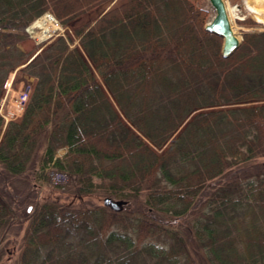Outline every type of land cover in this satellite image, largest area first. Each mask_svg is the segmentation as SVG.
<instances>
[{"label":"trees","instance_id":"16d2710c","mask_svg":"<svg viewBox=\"0 0 264 264\" xmlns=\"http://www.w3.org/2000/svg\"><path fill=\"white\" fill-rule=\"evenodd\" d=\"M107 2L0 0V99L29 56L20 33L46 12L67 26ZM208 18L196 0H127L76 31L150 144L68 38L24 68L36 83L0 143V237L16 212L29 217L41 162L76 185L27 221L18 264H264V103L203 111L264 102V31L245 33L226 59ZM97 196L123 210L83 204Z\"/></svg>","mask_w":264,"mask_h":264},{"label":"rangeland","instance_id":"374dc122","mask_svg":"<svg viewBox=\"0 0 264 264\" xmlns=\"http://www.w3.org/2000/svg\"><path fill=\"white\" fill-rule=\"evenodd\" d=\"M127 0H111V2H107L106 4L96 8L95 10L81 16L78 18V20H74L67 26H64V32L61 35L62 37H66L69 39V41L72 43V47L76 48L79 50L84 59L89 63L90 68L95 78L99 81L102 87H104V91L107 93V95L110 97L111 102L113 103L116 111L120 115L123 121H125V124L128 125L129 127H132L128 122H126L125 118L123 117L122 110L118 108V106L115 104L113 99L111 98L110 94L107 91V88L105 84L102 82V79L98 72L94 69L93 65L89 61L85 50L82 46L83 43H81V39L77 36V30H79L82 27H85L89 24L95 23L100 17H102L105 13H109L113 9L121 6L124 4ZM226 4L227 12H228V17L229 21L231 24V28L233 29V32L235 36L238 38V40L243 39V35L245 33H251V32H263L264 31V24L258 22V19L256 18V15L252 13L250 8L246 5V0H223ZM196 3L198 6H201L202 8L206 9L209 12V18L208 22H210L213 18H215V10L212 8L209 0H196ZM38 20V19H37ZM36 20V21H37ZM252 21V23H247ZM35 21V22H36ZM34 22V23H35ZM34 23L31 24V26L34 25ZM29 26L28 28H30ZM28 28H26L21 35H23V39L15 40L16 43L20 46L21 49H23L29 56L21 66L16 68L14 71L11 72L9 75L8 79L11 81V87L9 90H6L5 94H3V98L7 100V102L10 101L12 98V95H19L17 94L19 90L22 88H26V86H31V89L33 90V87L36 83V79L27 75V73L24 72V68L31 63V61L36 58L42 51L40 47L37 46V38L39 36L34 37L33 39L29 38L28 35ZM61 38V37H60ZM52 43H55L56 40H52ZM243 41V40H242ZM51 45V41L49 42ZM48 45V46H49ZM47 46V47H48ZM45 49V48H44ZM14 96V97H15ZM264 102H253V103H247V104H241V105H230V106H222V107H214V108H208V109H203V111H210V110H219V109H225L228 107H251L255 105L262 104ZM1 109V108H0ZM4 112L6 110L3 109ZM201 111V112H203ZM198 112H194L187 120L186 122H189ZM21 121V120H20ZM18 121V123L20 122ZM186 122L181 126V128L176 132V135H174L169 143L165 145L162 149H157L154 146H152L153 149L157 151V154H162L172 143V141L183 131L184 127L188 124ZM7 127L3 126L0 131V143L3 139V136L6 132ZM145 141V140H144ZM149 143V142H148ZM150 144V143H149ZM67 154V149L62 148L61 150L57 151L56 157L57 158H63ZM43 163L41 162V166ZM45 171V170H43ZM58 171V170H57ZM67 175L66 173H63ZM44 178L41 181H37L36 183L39 184L38 188V194L37 198L35 199L36 202H34V205H31L27 203V206L29 207V217L27 219L21 218L18 214L15 213L13 220L10 222L9 226L7 227L6 231L3 233V235L0 237V253L2 254V251H4L2 260L0 264H18V257H20V253L22 250V244H23V235L26 229V223L32 215L36 214V211L39 209L40 204H43L44 198H49L50 200H54L57 197H61L62 200L65 199V195H68L69 193L65 190V188H75V180L71 176L67 175L64 178V181H62V184L59 185L58 187L52 185L49 183L48 176H47V171L44 172ZM25 179H19L15 182V186L17 189L22 190V188L25 187L24 184ZM71 198H67V201H71ZM73 201V200H72ZM94 202L98 205H103L104 204V197L102 196H97V198H93L90 200V198H85V202L83 204H88ZM76 208H78L80 205L75 204Z\"/></svg>","mask_w":264,"mask_h":264},{"label":"built area","instance_id":"2783aa9c","mask_svg":"<svg viewBox=\"0 0 264 264\" xmlns=\"http://www.w3.org/2000/svg\"><path fill=\"white\" fill-rule=\"evenodd\" d=\"M63 24L51 13L46 12L42 16L38 18V20L34 23L33 26L28 28V35L30 39H33L36 36H42L44 40L43 42H38L37 46L44 50L50 43L53 42L52 40H57L64 32ZM40 41V40H39ZM4 84V91L5 94L6 90H9L11 87L10 79L7 80ZM32 89L31 86H26V88H22L18 91L17 96L12 95V98L9 102L4 99L3 95L0 99V118L2 120L3 126L8 127L9 124L18 122L22 120L27 108V104L29 102L30 96H32ZM15 96V97H14ZM6 110V112L3 111ZM57 158V157H56ZM44 170L47 171V176L49 183L58 186L62 184L64 178L67 176L55 169L54 163H48L46 165L43 164Z\"/></svg>","mask_w":264,"mask_h":264},{"label":"water","instance_id":"95a60500","mask_svg":"<svg viewBox=\"0 0 264 264\" xmlns=\"http://www.w3.org/2000/svg\"><path fill=\"white\" fill-rule=\"evenodd\" d=\"M209 2L212 8L215 10V16H214L215 18H213L210 22L207 23L205 29L206 31L213 33L216 36L224 39L222 55L224 58L227 59L231 57L236 51H238L242 40H238V38L235 36L233 32V29L231 28V24L227 12L228 7H226L225 2L223 0H209ZM200 111L197 112L199 113ZM187 123L188 122H186V124ZM104 205L110 208L112 211L121 212L123 210L125 202H123V200L115 201L111 198H105Z\"/></svg>","mask_w":264,"mask_h":264},{"label":"bare ground","instance_id":"6f19581e","mask_svg":"<svg viewBox=\"0 0 264 264\" xmlns=\"http://www.w3.org/2000/svg\"><path fill=\"white\" fill-rule=\"evenodd\" d=\"M246 5L248 6V8H250L252 13L256 15L258 22L264 24V0H246ZM41 40L45 41V39L42 36L37 38V42H43ZM135 131L141 136V138L147 141V139L142 134H140L139 131L137 130Z\"/></svg>","mask_w":264,"mask_h":264},{"label":"crops","instance_id":"0c3cea01","mask_svg":"<svg viewBox=\"0 0 264 264\" xmlns=\"http://www.w3.org/2000/svg\"><path fill=\"white\" fill-rule=\"evenodd\" d=\"M67 149V152L69 151L68 148H65V150Z\"/></svg>","mask_w":264,"mask_h":264}]
</instances>
